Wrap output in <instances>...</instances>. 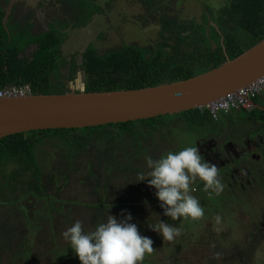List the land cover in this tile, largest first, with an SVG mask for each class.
Here are the masks:
<instances>
[{
    "label": "trees",
    "instance_id": "trees-1",
    "mask_svg": "<svg viewBox=\"0 0 264 264\" xmlns=\"http://www.w3.org/2000/svg\"><path fill=\"white\" fill-rule=\"evenodd\" d=\"M139 2L145 7L144 21L155 28L158 27L159 34L155 40L161 41L157 45L152 44V47L135 41L127 42L104 51L97 49L91 43L85 50L79 66L85 74L86 91L139 88L188 78L234 58L264 37V0H226L214 14L205 12L202 20H195L194 17H190L194 19L190 20L187 17L182 19V17L168 16L163 8L165 5L170 7L169 1L158 4L154 3V0H139ZM99 8V4L94 0H88L85 4L81 1V12L85 10V19L86 16L91 17L93 12L100 10ZM80 14L82 17V13ZM156 15L159 16L157 17L160 20L159 24L152 20ZM65 38L66 33L59 32L55 28L37 35H31L27 29L9 33L0 23V88L11 84H30L34 93H59L70 90L63 81L64 74L61 70V64L67 61L61 54V44ZM31 41L37 43L31 56L20 55ZM69 78H75V73ZM254 100L255 103L264 104V93L256 96ZM241 110L247 111L244 109L237 111ZM260 111L264 112V110ZM215 120L208 108L197 107L180 113L126 122L82 128L37 129L2 137L0 138V203L8 200L20 201L21 194L18 192L27 186L30 191H46L48 183L45 180L49 176L44 175L38 154L51 142L56 141L64 149V155L69 163H73L77 157H82L85 152L89 154L86 164L91 163L98 183L106 165L113 167L116 176L120 171L125 175L141 173L143 172L141 167L146 163V156L150 155L157 159L160 155L173 150L174 146L183 147L179 139L187 128L191 129L197 124L208 125L209 121ZM164 147L165 152H163ZM48 155L53 153L48 152ZM147 169L146 166V173L149 171ZM111 174L113 175V172ZM68 176L65 172L57 173L51 177L50 184L55 183V187L57 185V189H61L60 180L56 179ZM155 205L157 207L150 208V218L147 221H183V219L201 221L202 216L172 220L163 214L160 206ZM91 208L93 209L90 215L91 221L87 224L96 227L103 221V214L109 210H104L105 208L99 203L97 207ZM51 209L47 210L52 217H56L54 212L60 214L59 218L69 217L70 210H64L60 205L56 204ZM207 210L216 212L215 208ZM137 212L144 215L143 211H134V214L136 215ZM144 212L146 214L147 211ZM38 224L42 227V231L50 232L48 234L46 231V236L52 237L51 221H41ZM59 224L72 226L68 221L62 223L60 221ZM24 234L28 235L25 232ZM224 234L221 231L219 239L227 242L228 239H224L227 236ZM28 239L26 242L30 243ZM24 241L22 240V243ZM232 245L233 252L230 256L220 251L217 260L214 258L216 264H234V262L247 264L248 255L250 260L252 258L258 262L260 259L259 255L253 252L255 249H261L258 240L242 241V249L237 241ZM20 249L21 247L13 248L15 251ZM246 249L252 251L244 256L241 251Z\"/></svg>",
    "mask_w": 264,
    "mask_h": 264
},
{
    "label": "flooded vegetation",
    "instance_id": "flooded-vegetation-1",
    "mask_svg": "<svg viewBox=\"0 0 264 264\" xmlns=\"http://www.w3.org/2000/svg\"><path fill=\"white\" fill-rule=\"evenodd\" d=\"M81 1H83L85 4L88 0H0V23H2L3 27H5L9 33H11V31L16 32L20 29H27L31 35H37L41 32L48 31L51 28H55L59 32L66 33V38L61 44V54L62 49L65 50V47L68 45L78 46L74 47L69 55H62L66 56L67 60L66 62H63L65 63V66L61 68L62 73L65 75H63V81L66 84V87H68V82L75 79L69 78L70 75L74 73L77 75L78 72L80 73L82 71L79 66L81 64L83 54L88 46H90L92 43L99 50L100 47L104 46L100 45L101 41H91L90 43H85V41L77 42V39L74 37L71 38V36L68 37L67 35H76V33L81 30V28L87 29L89 25H95L99 20L100 22L104 23L105 20L103 18H105L104 15L106 13L109 15L115 14L117 17L121 15L122 8L119 6L118 0H94L96 4H99L100 10L93 12L91 17L86 16L85 19V10L81 12ZM175 6H178L176 0ZM164 8H166L167 12L169 10H173L172 7L169 9L168 5L167 7L165 5ZM101 11H105V13L99 14ZM64 12L68 13L66 18H63L62 16ZM80 13H82V17ZM110 18L111 16H109V19ZM62 27L70 29L65 30L62 29ZM83 32L84 31H82V33ZM86 32L90 31L87 30ZM79 33L80 31L78 34ZM78 37L80 41L84 38L82 35H79ZM66 41H68V44ZM70 41L71 43H69ZM36 46V42H28L24 48V51L21 52L20 55L31 56V53L35 50ZM75 68L76 71L74 72ZM83 75L85 77L84 72ZM255 104V108L251 111L241 110L235 113L232 112V119H218L215 121H209L208 125L197 124L191 129L187 128L193 134L197 133V138L194 140V144H197V147L206 160L217 165L219 178L223 184V190L219 193V195L215 194L214 192H212L210 195L209 193L211 190H206L203 186V182L199 180L196 181L192 185L194 190L191 192V194L193 196H197L196 198L198 200H200L202 197L206 198L210 195L215 200H221L223 207L229 205L232 206L233 204H239L243 202L250 203V205L257 203L258 205H262L260 202L264 199V112H261L260 110H264V104L257 102ZM183 135H185V133ZM167 143L170 142L167 141ZM173 150H178V148L174 146ZM86 166L88 167L86 175L88 180L85 183H89V186L82 189V191L84 194H88L90 196L89 199H81L82 202H80V199L74 197L71 192H65V194L58 193L54 185H49L47 188H45V192L49 196L47 195V201L44 200L43 204L42 202L37 201L38 199L33 195V192H26L29 190V187L27 186L23 189H20L21 196L19 205L23 211L22 218L24 220L27 218L29 221L32 219L31 222L45 221L44 219L35 216L37 213L34 215V210L36 208L52 210L51 208H53V206L56 204L60 205L64 210L75 209V205L78 204H82L84 207L90 208L97 207L98 203L99 205L102 204L105 209L109 207L121 210H150V208L157 207L155 204L160 206V202L155 196L156 190L149 186L147 180L139 181L138 174L127 173V175H125L120 171V174L116 176L112 170L113 167H107L106 165V169L108 168V170H102L101 181L97 183L95 180L97 175L95 174V170L92 169L91 163L88 162ZM111 172H113V175ZM146 175L147 173L145 176ZM68 178H73V176H68L66 181ZM121 192L122 195H120ZM52 196H54L57 201L53 202L52 199L50 200ZM96 197L98 198L96 201L91 200ZM64 201L72 202L67 204ZM73 203H75V205L71 206ZM217 210L218 209L215 208V211ZM249 218H251L250 215ZM47 220L51 221V230L56 232L55 237L54 233L52 232V237L50 240L52 241L53 245L55 244L58 246V223L60 221H57L56 217L52 216L47 218ZM200 220L213 221L211 216L206 219L201 217ZM74 222L75 221H71V225ZM81 222L83 224L84 230L87 231L88 229L85 227L87 223L84 221ZM130 222L137 225L141 235L150 237L153 241L152 247L154 250L151 253L145 254L141 264H170L172 258H175V260L181 258L182 253H179L178 250H171V254H168L170 241H158L157 237L153 236V234L156 235L157 232L152 230L149 225L155 224L159 221ZM165 222L174 225L173 221ZM210 225H212V223L208 224L207 228L202 227L201 232L197 235L195 244L193 245V234H190L189 232H180V235L178 236L179 239L177 241H179V243L181 242L179 247L184 248V250H182L185 252L184 255L187 253L188 257H193L195 255L197 256V251L193 250L192 248V246H194L199 248L198 253L201 252L203 254V258H210L212 264H216L215 259L217 260L220 251L226 252L225 255L230 256L231 252H233L232 243L234 241L227 240L226 242L225 240H220L219 238L215 237L216 230L214 229V225L212 230ZM59 227L61 226L59 225ZM29 229L30 226H26V228H24V232L28 233ZM262 229L264 231V226L261 225V230ZM248 233H246L248 238H246V235H244L242 241L250 242L251 239L257 240V238H262V235L255 234L253 236L250 232ZM30 237L25 234L23 237V240L25 241L21 243L20 251H13L15 257L19 254L21 260L20 264H32L34 257L37 256L35 251L37 253L40 252L36 249H33L35 239L33 240V244L26 242V239ZM50 250H47V253L44 255V259L43 257L41 258V254H39L37 256L38 262H35L34 264L41 263L43 260L46 261V264L51 262V264H53L54 259H50L47 256ZM257 250L260 249H255L253 252H256ZM251 251V249H246L241 251V253L245 256ZM11 256H13V254L10 253V244L6 243L2 249V259H0V264H8L7 261H5V257H8L9 259ZM248 256L250 257V255ZM249 257L247 258V264H264V259L260 260L261 257L260 259L257 258L258 262L252 258L250 260Z\"/></svg>",
    "mask_w": 264,
    "mask_h": 264
},
{
    "label": "rangeland",
    "instance_id": "rangeland-1",
    "mask_svg": "<svg viewBox=\"0 0 264 264\" xmlns=\"http://www.w3.org/2000/svg\"><path fill=\"white\" fill-rule=\"evenodd\" d=\"M163 1H169L170 7H172L173 10L166 11V8H163V11L167 13L168 16L171 17H182L183 18H190L194 17L195 20H202L204 13L214 14L216 12L217 8L220 7V5H223L226 0H176L178 6H175V0H154V3L157 4L159 2ZM119 6L121 9V15L117 17L115 14L109 15L106 13L103 18L105 20L104 23L97 21L95 25H89L87 29L81 28L80 33H76V35L68 34L67 36L71 38L74 37L77 39V42H84L90 43L91 41L99 42L101 41L100 45H104L103 47H100V50L104 51L107 49H111L114 47H118L123 45L127 42H133L140 43L144 46H150L152 47L154 45H157L161 40H158L156 42V37L159 34L158 27H153L152 24H148L147 21H144L143 15H145V7L143 4L139 2V0H118ZM107 10V8H106ZM105 11H101L99 14H104ZM158 15H162V13H158ZM63 18H66L68 16L67 12H64L62 14ZM101 16V15H100ZM109 16L111 18L109 19ZM159 16H155L154 19L157 24L160 23ZM190 20H194L190 18ZM119 26V29H118ZM62 29H70L62 27ZM89 30L90 32H86ZM82 31H84L82 33ZM69 33L68 31H66ZM246 34V33H244ZM79 35H82L84 38L80 41ZM122 39H120V38ZM155 40V43L153 41ZM72 41V40H71ZM71 41L69 43H71ZM68 44V41H66ZM74 47L78 46H66L65 50L62 49V55H69L71 53V50ZM66 59V56H64ZM65 63L61 64V68ZM84 75L83 71L80 73L78 72L77 75H75V79L73 81L68 82V87L70 89L74 90H82L81 87L83 85ZM62 86V85H61ZM74 86V87H72ZM185 135L181 136L179 141L181 142L180 145L187 146V145H193L194 140L197 138V133L193 134L190 130H186ZM179 149V148H178ZM46 151V152H45ZM166 149L164 147L163 152H165ZM48 152H52L53 155H48ZM40 163L43 166L44 169V175L49 176L48 179L45 180L47 182V186L54 185L50 184L51 177L55 175V173H62L65 172L69 176H73V178H57L56 180L59 181V185H61V189H57V185L55 189L58 193L65 194V192H71V194L80 199H89L90 196L88 194H84L82 189L87 188L89 186V183H85L88 178H86L88 167L85 166L86 159H88L89 154L84 153L82 157L75 158L73 163L67 162V157L64 155V149L57 144V142H51L49 146H44V149L38 154ZM146 166L145 163L141 168L143 169L144 174L146 173ZM74 167H77L78 169H72ZM105 170L106 167L104 168ZM149 169H147L148 171ZM73 180V181H69ZM66 181V182H64ZM26 192H30V190H27ZM33 192V195L38 199V202H42L45 200L47 201L48 194L44 191L43 192ZM20 193V192H18ZM48 195V196H47ZM122 195V192L120 193ZM15 196H18L15 194ZM14 196V197H15ZM47 196V197H46ZM197 197V196H195ZM46 198V199H45ZM57 201V199L52 196L50 200ZM98 198L91 199L92 201H96ZM202 200L200 201L201 206L204 208V215L202 216L204 219L209 218L212 216L213 221H186L183 219V221H173L174 225L180 227V232H189L192 235V245L195 244V239L197 238V235L201 232L202 227L207 228L208 224L212 223L210 225L211 230H216L215 237L219 238L222 233H225L224 235L227 236L224 239H228L229 241H238V245H242V238L246 233L250 232L253 236L256 235H262V238H257V240L261 244V249L257 250L256 253L261 257L260 260L264 259V231L261 230V225L264 226V199L260 202L262 205L254 204L250 205V203H239V204H233L232 206H226L223 207L221 204V200H215L210 195L206 198L202 197ZM88 201V200H87ZM67 204L72 201H64ZM236 203V202H235ZM19 200L15 201H7L3 202V206L0 205V259H2V249L7 244H10V253L13 254L11 258L8 259V257H5V261H7L8 264H20V256H14L13 248H20L19 245L22 243L23 237H24V226H30V229L28 230V241L30 243L35 244L33 246V249H36L37 251L35 254L38 256L41 254V258L47 253V250H50L48 252V257L53 260V264H81L78 256L75 255L74 251L70 248V245L62 236V233L67 229L65 224H62L63 226L59 227V245H53L52 241L50 240L51 236H46L47 230L42 231V227H39V224L41 221H36V223H33L29 221V219L26 218L24 220L22 218V209L19 205ZM44 204V203H43ZM42 204V205H43ZM51 204V203H50ZM75 203H73L71 206H74ZM11 206V207H10ZM217 208L218 210L216 212L207 211V209H213ZM76 209V220L84 221L85 223H88L90 220L91 210H93L90 207H84L82 204L75 205ZM86 210V211H85ZM106 210V209H104ZM143 211V218L141 221H147L148 218H150V210H141ZM144 211H147L146 214ZM37 213V215H35ZM56 214L57 221L64 222L66 221V217L59 218L57 215V212H54ZM67 213V211H65ZM112 212H108V214H111ZM34 215L38 217L44 218L45 221L47 220V217L49 218V210L43 209V208H36L34 210ZM249 215L251 218H249ZM47 216V217H45ZM136 216L139 217L140 213L137 212ZM219 216V221L217 220V217ZM75 220V221H76ZM23 221V222H22ZM71 222V221H68ZM35 224V225H34ZM34 225V226H33ZM88 230H93L95 226L91 224H87L85 226ZM47 229V228H46ZM210 230V229H209ZM210 230V231H211ZM42 233H39L41 232ZM48 234H50L49 231H47ZM54 233V237L56 236V232L52 230ZM39 233V235H38ZM249 234V233H248ZM37 235V237H36ZM251 235V236H252ZM153 236H156L158 241H164L167 242L168 240H163V238L157 233L156 235L153 234ZM36 237V238H35ZM246 238L247 235H246ZM179 237H175L172 241H170V247L168 249V254H171V250H178L179 253H182L181 258H178L175 260V258H172L170 264H212L210 258H203V254L200 252L198 253V249L194 246H192L193 250H196L197 256L188 257V254L183 252L184 248H180V243L174 242L177 241ZM5 240V241H4ZM56 240V238H55ZM241 240V241H240ZM228 241V242H229ZM56 243V241H55ZM61 244V245H60ZM53 245V246H52ZM52 247V248H51ZM190 248V247H186ZM29 250V249H26ZM256 254V255H257ZM8 256V255H6ZM37 256L34 257V260L32 261V264L35 262H38ZM8 259V260H7ZM208 260V261H207ZM175 261V262H174ZM41 262V261H40ZM163 262V259H162ZM52 263V262H51ZM49 263V264H51ZM38 264H46V261L43 260L41 263ZM159 264V263H158ZM234 264H237L234 262ZM263 264V263H260Z\"/></svg>",
    "mask_w": 264,
    "mask_h": 264
},
{
    "label": "water",
    "instance_id": "water-1",
    "mask_svg": "<svg viewBox=\"0 0 264 264\" xmlns=\"http://www.w3.org/2000/svg\"><path fill=\"white\" fill-rule=\"evenodd\" d=\"M264 74V37L194 76L152 86L66 90L0 98V138L48 128H82L175 114L201 107Z\"/></svg>",
    "mask_w": 264,
    "mask_h": 264
},
{
    "label": "clouds",
    "instance_id": "clouds-1",
    "mask_svg": "<svg viewBox=\"0 0 264 264\" xmlns=\"http://www.w3.org/2000/svg\"><path fill=\"white\" fill-rule=\"evenodd\" d=\"M145 159L149 171L146 176L138 173L139 181L147 180L156 190L163 214L172 220L204 215L200 201L191 194L196 181L203 182L204 188L211 190L210 195L212 192L219 195L223 190L217 165L204 158L197 144L170 150L157 159L150 155ZM131 220L130 213L123 219L108 214L91 231H85L82 222L76 220L62 236L81 264H141L145 254L154 250L153 241L141 235ZM149 227L163 240L172 241L180 235L179 227L162 220Z\"/></svg>",
    "mask_w": 264,
    "mask_h": 264
},
{
    "label": "built area",
    "instance_id": "built-area-1",
    "mask_svg": "<svg viewBox=\"0 0 264 264\" xmlns=\"http://www.w3.org/2000/svg\"><path fill=\"white\" fill-rule=\"evenodd\" d=\"M78 87L84 89V83L82 86ZM33 93V88L30 84H11L0 88V98L22 97ZM262 93H264V74L247 85L238 88L236 91L217 98L207 105L201 106V108H208L210 113L217 120L222 113L231 110L244 109L251 111L256 106L254 98Z\"/></svg>",
    "mask_w": 264,
    "mask_h": 264
},
{
    "label": "crops",
    "instance_id": "crops-1",
    "mask_svg": "<svg viewBox=\"0 0 264 264\" xmlns=\"http://www.w3.org/2000/svg\"><path fill=\"white\" fill-rule=\"evenodd\" d=\"M237 110H240V109L231 110L229 112L222 113V115H220L219 119L231 118L232 112H234V113L238 112ZM0 205L3 206V203H0ZM68 210H70V212H69V217H67L66 221H75L76 220V213H77L76 209H68ZM106 210H109V211H107L103 214V218H104L103 221L107 219L108 212H112L111 215L117 216L118 219H123L124 217L127 216L128 213H130L132 216L131 221H141L143 218V215H140L139 217H137L134 214V211H141V209L121 210V209H117V208H110V209L106 208ZM110 210H112V211H110ZM144 210H146V209H144Z\"/></svg>",
    "mask_w": 264,
    "mask_h": 264
}]
</instances>
